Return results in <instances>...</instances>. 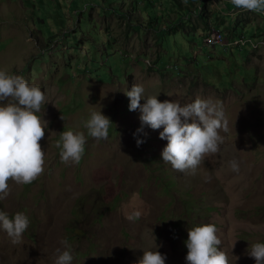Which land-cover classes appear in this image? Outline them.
Masks as SVG:
<instances>
[{
  "label": "rangeland",
  "instance_id": "1",
  "mask_svg": "<svg viewBox=\"0 0 264 264\" xmlns=\"http://www.w3.org/2000/svg\"><path fill=\"white\" fill-rule=\"evenodd\" d=\"M198 2L0 0V69L41 88L37 115L48 122L43 174L9 181L0 200L10 218H29L20 243L0 229V264H55L65 239L72 264H138L149 250L187 264L188 229L203 224L216 226L229 264H256L248 249L264 243V21L210 3L193 18ZM214 27L225 37L230 28L233 40L207 46ZM135 83L161 102L221 101L228 132L219 152L195 173L163 162V129L137 132L141 113L129 111ZM92 110L112 122L107 140L87 136ZM68 130L86 135L79 164L62 163L56 147ZM134 210L142 215L129 221Z\"/></svg>",
  "mask_w": 264,
  "mask_h": 264
},
{
  "label": "clouds",
  "instance_id": "2",
  "mask_svg": "<svg viewBox=\"0 0 264 264\" xmlns=\"http://www.w3.org/2000/svg\"><path fill=\"white\" fill-rule=\"evenodd\" d=\"M206 1L199 0V8L193 18H197L204 10ZM230 2L239 9H236L232 17L256 12L264 20V0ZM240 20L237 18V25L241 24ZM201 21L204 23L206 19ZM228 26L230 27L229 24ZM214 28L208 30L205 44L212 34H219L220 30ZM221 36L227 43L229 39ZM144 93V86L136 83L125 93L130 100L129 111L139 109L141 113L139 118L142 127L137 129V132L143 131V125L153 130L163 129L159 133L160 139L167 140V145L161 152L163 162L170 164L178 172L191 170L195 173L207 156L219 152V146L224 142L220 132H228V120L221 101L197 96L194 101L181 105L174 100L161 102L157 96H145ZM141 100L145 102L141 104ZM0 102H3L0 103V200H4L10 194L9 181L27 185L43 174L44 151L39 141L44 138L48 122L37 115L45 103V93L37 84H30L24 77L9 73L6 68L0 69ZM110 124L112 122L101 110H92L89 118L84 121V128L87 130V136L96 140H107ZM143 142L137 139V146ZM85 144L86 135L83 131L61 132L56 141L61 162L79 164ZM229 166L232 171H239L236 160L229 161ZM141 215L140 210H134L126 214V219L135 221ZM28 226L29 218L23 212H17L10 218L7 212L0 211V229L11 238L13 244L21 242ZM216 233L214 224H203L188 229L185 242L188 250L185 257L187 264H229L227 254L218 249L221 240ZM61 244L64 250L56 249L55 264H72L71 245L66 239L62 240ZM248 255L255 259L256 264H264V243L252 244ZM165 260L166 256L159 251L149 250L143 251L138 264H165Z\"/></svg>",
  "mask_w": 264,
  "mask_h": 264
},
{
  "label": "crops",
  "instance_id": "3",
  "mask_svg": "<svg viewBox=\"0 0 264 264\" xmlns=\"http://www.w3.org/2000/svg\"><path fill=\"white\" fill-rule=\"evenodd\" d=\"M219 2H220V0H218L217 3H214L211 0H207L205 3H210L216 8H218V6L220 5L224 11H227L231 14V17L236 13V8H234V6L231 3H229L228 0H222L221 3H219ZM220 12H221V10H220ZM222 16H224V12H222ZM218 32H220V31H218Z\"/></svg>",
  "mask_w": 264,
  "mask_h": 264
},
{
  "label": "built area",
  "instance_id": "4",
  "mask_svg": "<svg viewBox=\"0 0 264 264\" xmlns=\"http://www.w3.org/2000/svg\"><path fill=\"white\" fill-rule=\"evenodd\" d=\"M211 1L215 2L216 0H211ZM262 15L264 16V13ZM206 44L213 47L215 45H225L228 43H226L225 39L220 34L214 33L209 37L208 40H206ZM233 44L237 45L238 43H233Z\"/></svg>",
  "mask_w": 264,
  "mask_h": 264
},
{
  "label": "trees",
  "instance_id": "5",
  "mask_svg": "<svg viewBox=\"0 0 264 264\" xmlns=\"http://www.w3.org/2000/svg\"><path fill=\"white\" fill-rule=\"evenodd\" d=\"M235 8V7H234ZM264 21V20H263ZM229 33V34H228ZM225 35H226V38H227V36H228V38L227 39H229V40H231L232 39V35H234L232 32H231V30H230V28L228 29V31H226L225 32ZM235 37V36H234ZM233 40V39H232Z\"/></svg>",
  "mask_w": 264,
  "mask_h": 264
},
{
  "label": "bare ground",
  "instance_id": "6",
  "mask_svg": "<svg viewBox=\"0 0 264 264\" xmlns=\"http://www.w3.org/2000/svg\"><path fill=\"white\" fill-rule=\"evenodd\" d=\"M229 1V3H231L230 2V0H228ZM218 2V0H216L214 3H217ZM229 15H231L230 13H229ZM220 35H222V33H220V32H218Z\"/></svg>",
  "mask_w": 264,
  "mask_h": 264
}]
</instances>
